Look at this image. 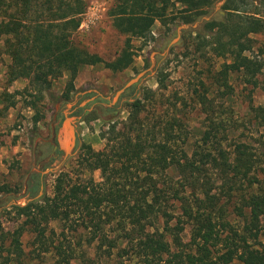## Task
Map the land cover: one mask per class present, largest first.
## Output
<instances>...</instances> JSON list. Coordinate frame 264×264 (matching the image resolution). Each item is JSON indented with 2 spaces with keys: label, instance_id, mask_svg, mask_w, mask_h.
Segmentation results:
<instances>
[{
  "label": "trees",
  "instance_id": "1",
  "mask_svg": "<svg viewBox=\"0 0 264 264\" xmlns=\"http://www.w3.org/2000/svg\"><path fill=\"white\" fill-rule=\"evenodd\" d=\"M212 4L115 0L107 15L125 39L115 58L105 61L73 41L85 0H0L8 81L27 80L25 92L32 98L26 105L36 124L43 118L39 104L64 73L69 78L62 98L68 99L82 67L102 64L113 73L122 71L133 63L132 40L146 43L155 22L190 24ZM222 10L224 16L205 22L194 36L183 31L182 39L202 57L209 53L229 60L216 73L221 85L227 87L228 77L239 73L254 88L258 77L264 79V43L256 46L252 38L264 35V0H225ZM155 80V90H144L126 104L127 117L120 127L109 124L100 134L102 151L81 145L70 170L55 177L51 196L44 193L5 210L17 223L10 231L0 229V264H26L21 241L25 231L32 234L39 254L54 256V264H264V140L259 149L249 142L223 146L228 136H217L213 124L202 135L207 146H197L189 156L184 116L176 104L167 118L147 119L149 102L166 88L163 71ZM199 103L210 107L205 96ZM249 109L255 123L264 127V106ZM169 169L177 180L166 181ZM95 171L101 183L89 176ZM225 201L232 203L239 226L227 219ZM186 225L190 240L184 243Z\"/></svg>",
  "mask_w": 264,
  "mask_h": 264
},
{
  "label": "rangeland",
  "instance_id": "2",
  "mask_svg": "<svg viewBox=\"0 0 264 264\" xmlns=\"http://www.w3.org/2000/svg\"><path fill=\"white\" fill-rule=\"evenodd\" d=\"M85 1L87 6L92 2L102 5L105 11L99 7V18L91 24L83 15L84 26L74 33L73 41L105 61L113 60L125 39L113 28L107 15L115 0ZM224 1L213 0L206 13L190 24H181L178 20L167 21L166 25L155 22L146 43L132 40L135 52L133 63L122 71L113 73L102 64L82 67L68 99L62 98L69 78V74L64 73L63 77L53 81L39 104L43 118L36 124L32 122L34 112L26 105V101L32 98L25 92L27 80L8 81L10 59L3 52L0 42V229L10 231L17 223L12 215L4 213L11 205H25L44 193L51 196L55 177L62 171L70 170L82 144L89 145L95 152L102 151L105 142L100 134L109 124L120 127L127 117V103L140 98L144 90L156 89L155 79L159 71L166 75V88L149 102L147 119L152 122L154 115L167 118L172 112V104H176L184 116L187 134L184 149L189 156L197 146H200L197 150L207 146L203 143L202 135L213 124L217 126V136H228L227 141L222 142L223 146L233 142H249L256 149L260 148V140H264V127L252 119L249 107L264 106V79L258 77V85L253 88L244 82L241 74L235 73L228 77L225 87L216 73L220 65L229 60L217 59L209 53L202 57L189 42L182 39L183 31L194 36L202 30L205 22L224 16ZM252 38L256 46L264 43L263 34L253 35ZM144 71L145 75L137 84L116 97L127 82ZM201 96L207 98L211 108L199 103ZM11 103L13 105L7 107ZM65 119H70L77 134L75 145L66 154L60 144ZM165 174L166 181L168 178L178 179L173 170L169 169ZM89 176L101 183L98 171ZM263 176L264 172L261 178ZM223 205L231 225L239 226L241 223L232 212V203L229 205L225 201ZM174 212H182L178 204H174ZM51 226L55 231L60 230L56 222ZM262 226L260 241L264 243V218ZM189 230L190 227L186 225L181 235L184 243L190 240ZM32 238L29 231H25L21 238L26 264H54V256L51 253L39 254L37 248L32 246Z\"/></svg>",
  "mask_w": 264,
  "mask_h": 264
},
{
  "label": "water",
  "instance_id": "3",
  "mask_svg": "<svg viewBox=\"0 0 264 264\" xmlns=\"http://www.w3.org/2000/svg\"><path fill=\"white\" fill-rule=\"evenodd\" d=\"M144 75H145V71L141 72L135 78H133L129 82H127L125 84V86L116 93V97H118L126 89L137 84L143 78ZM70 122H71L70 119H65L64 122L62 123L63 129H64V127H66L68 130V135H64L63 131H62L63 134L61 133V135H60V139H62V142H60V144L63 147L64 154L70 153V151L72 150V148L74 146L75 133L73 131V127L70 124ZM66 136H67V138L65 139Z\"/></svg>",
  "mask_w": 264,
  "mask_h": 264
},
{
  "label": "built area",
  "instance_id": "4",
  "mask_svg": "<svg viewBox=\"0 0 264 264\" xmlns=\"http://www.w3.org/2000/svg\"><path fill=\"white\" fill-rule=\"evenodd\" d=\"M99 7H101V11H105V8L101 5L99 6V4L96 3H90L87 7H86V11L83 14L85 17H87V23H93L95 22L98 18H99V14H97V12H99ZM89 14H91V16H89ZM82 15V16H83ZM82 18V17H81ZM85 21L81 19V23L79 27H83L84 26Z\"/></svg>",
  "mask_w": 264,
  "mask_h": 264
},
{
  "label": "bare ground",
  "instance_id": "5",
  "mask_svg": "<svg viewBox=\"0 0 264 264\" xmlns=\"http://www.w3.org/2000/svg\"><path fill=\"white\" fill-rule=\"evenodd\" d=\"M64 128H66V127H64ZM63 133H64V135H68V131L67 130H65V129H63ZM62 133V134H63ZM67 138V136L65 137V139ZM61 142H62V140H61Z\"/></svg>",
  "mask_w": 264,
  "mask_h": 264
},
{
  "label": "flooded vegetation",
  "instance_id": "6",
  "mask_svg": "<svg viewBox=\"0 0 264 264\" xmlns=\"http://www.w3.org/2000/svg\"><path fill=\"white\" fill-rule=\"evenodd\" d=\"M76 135H77V134H76V132H75V140H74V145H75V142H76V138H77V137H76Z\"/></svg>",
  "mask_w": 264,
  "mask_h": 264
}]
</instances>
